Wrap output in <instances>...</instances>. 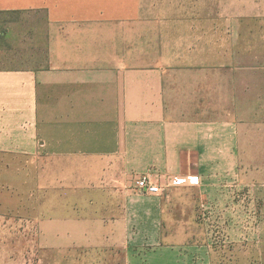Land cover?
<instances>
[{"label": "crops", "instance_id": "obj_1", "mask_svg": "<svg viewBox=\"0 0 264 264\" xmlns=\"http://www.w3.org/2000/svg\"><path fill=\"white\" fill-rule=\"evenodd\" d=\"M259 1L0 0V217L82 264H264Z\"/></svg>", "mask_w": 264, "mask_h": 264}, {"label": "rangeland", "instance_id": "obj_2", "mask_svg": "<svg viewBox=\"0 0 264 264\" xmlns=\"http://www.w3.org/2000/svg\"><path fill=\"white\" fill-rule=\"evenodd\" d=\"M262 8L264 7V0L259 1ZM0 16V19L24 23L28 25L30 19L25 15L19 16ZM245 23L262 24L264 25V15L262 16H246ZM264 29V28H263ZM245 58L247 61L255 57L264 58V30L259 32H245ZM248 58H251L250 60ZM260 163L264 164V161ZM260 179V184L264 183V173L261 176H255V181ZM250 200L254 193L247 192ZM247 197L246 200L249 198ZM252 207H246V212L252 211ZM210 210L202 209L199 221L204 225L209 241L214 248L224 247L227 243L222 236L220 224L212 223L208 220L207 212ZM207 220L209 222H207ZM231 245V244H230ZM249 245V244H248ZM247 245V246H248ZM232 248V246H229ZM251 247V246H250ZM67 256V257H66ZM84 253H73L71 255L62 256L59 252L44 250L42 241L40 239L39 227L35 224H29L28 221L22 219L19 215H7L0 217V264H76L84 262ZM69 259L70 261H67ZM86 261L93 262L94 256L87 255ZM217 264L221 263V252L216 254ZM88 264V262H87Z\"/></svg>", "mask_w": 264, "mask_h": 264}, {"label": "built area", "instance_id": "obj_3", "mask_svg": "<svg viewBox=\"0 0 264 264\" xmlns=\"http://www.w3.org/2000/svg\"><path fill=\"white\" fill-rule=\"evenodd\" d=\"M197 177H173L168 180V186H185L198 183ZM135 186L138 192L145 195H161L165 191V187L153 182L148 175H144L136 180Z\"/></svg>", "mask_w": 264, "mask_h": 264}]
</instances>
